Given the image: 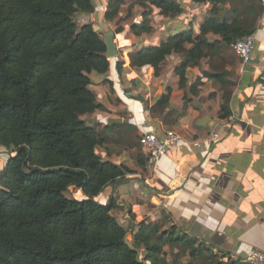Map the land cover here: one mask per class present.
<instances>
[{
  "label": "trees",
  "instance_id": "16d2710c",
  "mask_svg": "<svg viewBox=\"0 0 264 264\" xmlns=\"http://www.w3.org/2000/svg\"><path fill=\"white\" fill-rule=\"evenodd\" d=\"M123 5L108 1L104 20L112 23ZM134 7L143 10L142 22L129 30L135 37L151 32L153 11L175 21L187 15L174 0H137L129 5ZM95 11L94 0H0V147L13 154L0 174V264H169L166 247L188 250L191 258L203 253L213 258L208 247H196L197 239L175 225L161 230L163 223H140L128 241L127 230L111 215L114 201H95L129 173L101 159L96 149L104 140L82 120L100 109L90 76L105 75L110 67L93 26L75 24ZM262 13L257 0L219 1L196 27L190 21L188 29L158 46L131 54L132 65L152 68L157 77L166 59L179 55L174 74L184 88L189 68L218 44L229 47L253 35ZM123 32L118 28L115 34L121 39ZM209 34L220 40L210 43ZM169 95L152 111H163ZM229 116L223 106L219 118ZM69 188L82 199L67 197ZM227 263L245 264L232 258Z\"/></svg>",
  "mask_w": 264,
  "mask_h": 264
},
{
  "label": "crops",
  "instance_id": "0c3cea01",
  "mask_svg": "<svg viewBox=\"0 0 264 264\" xmlns=\"http://www.w3.org/2000/svg\"><path fill=\"white\" fill-rule=\"evenodd\" d=\"M108 1L100 0L102 14ZM262 7L253 34L251 61L242 65L229 47L218 44L198 66L187 70L184 88L178 87L174 74L181 63L179 55L168 57L157 77L152 68L133 67L130 56L188 29L190 20L175 21L177 25L171 30L160 27L159 31L150 20L151 39L159 37V43L142 48L133 42L142 34H123L121 39L120 34H114L117 55L108 60V72L90 76V89L100 109L82 120L104 140L96 149L101 159L129 170L95 198L103 205L114 201L111 215L118 223L123 214L126 220L132 218L136 227L140 223H171L179 232L184 230L201 242L220 247L226 258L244 259L251 251L264 253ZM207 11L185 16H195L196 27ZM206 37L210 43L220 40L210 34ZM168 91V106L156 114L152 111L155 102ZM223 106L230 116L221 119ZM171 130L180 133L183 140L155 165L149 164L139 137L151 132L162 138Z\"/></svg>",
  "mask_w": 264,
  "mask_h": 264
},
{
  "label": "rangeland",
  "instance_id": "374dc122",
  "mask_svg": "<svg viewBox=\"0 0 264 264\" xmlns=\"http://www.w3.org/2000/svg\"><path fill=\"white\" fill-rule=\"evenodd\" d=\"M135 1H137V0H123L124 5L120 8L119 15L117 16V18L112 23H108L104 20V13L105 12L102 14V9H101V6L99 5V3H101L100 0H94V4L96 7L95 16L94 17H85V16L78 17L75 20V24H76L77 28H80L87 23L91 24L102 40L105 37L110 36V35L113 36V38H116V37H114V34L116 33V30L118 28H122L124 30V32L122 33V36H123V34H126L127 36L130 37V34H131L129 31L130 27L132 25L140 24L142 22L141 14L143 13V10L141 8H137V7H134L133 9L129 8V5ZM174 1L176 3L182 4L184 7V10L190 14L198 13L199 11L205 12V11H207L206 8L211 5L210 3H193V2L188 1V0H174ZM186 17L187 16H183L180 19L179 18L176 19V21H178V20L189 21L190 20L191 22H194L196 20L195 16H192V18H190L188 16L187 19H186ZM150 20H151V23L153 24V26L155 27V29L158 31H159L160 27L161 28L162 27L163 28L168 27L171 30L173 27L172 25H177L176 24L177 22H175V20L163 18V17L159 16L156 11L152 12ZM170 30H168V31H170ZM162 33L163 32L160 33V37H161ZM151 36L152 35H150V33H148V34L145 33V34H142L137 39L134 38L133 42H136V44H139L140 48L146 47L149 45L151 46V45L158 44L159 43V37L156 38L157 40H152ZM160 40H161V38H160ZM229 48L232 50L231 46H229ZM121 50H123V49L121 48ZM155 113L156 114L160 113V111L156 110ZM138 141H139V139H138ZM10 155H13V154H10L9 151L4 150L0 147V174L3 170L2 166H3L4 162L7 160L8 156H10ZM66 196L69 198L77 199V200L82 199L81 192L78 190H75L73 188L68 189ZM124 216H125V214H123L121 216L119 224L125 230H127L128 241H132L133 234L135 233V231H137L136 223L134 222V220L132 218H129V220L124 219L123 218ZM166 218H164V219H166ZM170 229H171V223H167L166 225H163V227H161V230H170ZM176 231L179 232V228L177 226H176ZM183 231L180 230L179 233L182 234V233H184ZM200 243H202L203 245L208 247L211 254L215 255V257L210 258L209 253H203L201 256H198L196 258H191L188 255L189 254L188 250L183 251V248L180 247L178 249L171 251L166 247L164 249V251H165L167 262L169 264H172V263H177V264H209L211 262L215 263L218 260L221 262L220 264H228L227 259H229L230 256L228 258H226V255H225L226 252L224 250H222L220 247H216L213 243H209L208 241H202L201 242V240H197L196 247H198V245ZM222 258H223V260H222ZM139 259H143V250H141L139 253ZM238 259H239L238 256H233V258H232V260H235V261H237Z\"/></svg>",
  "mask_w": 264,
  "mask_h": 264
},
{
  "label": "built area",
  "instance_id": "2783aa9c",
  "mask_svg": "<svg viewBox=\"0 0 264 264\" xmlns=\"http://www.w3.org/2000/svg\"><path fill=\"white\" fill-rule=\"evenodd\" d=\"M258 1L264 6V0ZM254 45V35L244 37L231 45L233 52L242 65H246L251 61ZM182 140V135L172 130L166 131L162 138L151 132H145L139 137V144L145 152L149 164L155 165L169 149L176 147ZM242 262L245 264H264V253L251 251L242 259Z\"/></svg>",
  "mask_w": 264,
  "mask_h": 264
},
{
  "label": "water",
  "instance_id": "95a60500",
  "mask_svg": "<svg viewBox=\"0 0 264 264\" xmlns=\"http://www.w3.org/2000/svg\"><path fill=\"white\" fill-rule=\"evenodd\" d=\"M193 3H210L211 5H214L222 0H188ZM103 43L106 47V53L105 56L109 60L117 55L115 43L113 42V36H107L103 40ZM113 122H119V121H113Z\"/></svg>",
  "mask_w": 264,
  "mask_h": 264
}]
</instances>
